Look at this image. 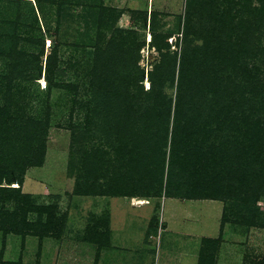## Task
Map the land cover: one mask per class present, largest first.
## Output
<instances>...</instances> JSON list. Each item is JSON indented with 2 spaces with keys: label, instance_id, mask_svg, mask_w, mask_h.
Listing matches in <instances>:
<instances>
[{
  "label": "trees",
  "instance_id": "obj_1",
  "mask_svg": "<svg viewBox=\"0 0 264 264\" xmlns=\"http://www.w3.org/2000/svg\"><path fill=\"white\" fill-rule=\"evenodd\" d=\"M79 1H46L54 9V25L48 26L46 19L51 44L43 61L44 37L38 16L41 13L40 18L45 19V2L0 0V231L3 234L11 231L25 234L29 230L26 228L37 224L27 220V213L41 214L47 209L32 203L29 195L21 194V188L27 169L44 161L52 108L45 102L39 111L24 84L36 82L43 71L46 98L52 88L64 87L68 92L74 91L75 98L71 99L75 103L77 86L59 84L53 75L62 43L57 35L66 9ZM82 9L85 17L95 16L96 27V37L90 44L94 62L88 86L103 91L108 99L111 96L118 100L110 111L112 123L106 122L112 130L106 136L115 141L107 142L113 143L111 148L116 154L128 153L126 161L124 158L119 161L120 167L126 165L124 172L119 170L110 175L101 193L135 195L140 192L138 188H149L154 179L158 185L165 179L167 190L177 184L169 168L178 164L186 173V190L177 189L174 195L182 193L184 198L242 203L249 207V214L242 221L264 227V220L255 219L262 214L261 210L250 207L264 199V0H186L183 35L187 42L191 39L200 42L184 50L179 58L175 51L171 52L167 41L172 32L158 27V11L133 15L143 26L148 23L149 46L160 54L147 73V91H143L141 83L144 72L137 65L144 41H139L131 29L115 27L123 11L105 5L103 0H86ZM51 29L54 31L50 32ZM22 44L40 46L39 52H28ZM175 80L176 93L172 98L163 92V87ZM200 95L210 97L209 111L204 117L199 112L203 107L195 100ZM83 104L88 109L87 115L96 113L92 98ZM86 121L91 122V117H86ZM148 131L151 134H145ZM72 136L77 137L75 132ZM144 140L147 144L141 147ZM97 147L83 158L85 167L88 164L95 171L101 170L103 167L97 163L102 159L107 170L111 169V161L103 159L107 150ZM8 203H14V208H8ZM232 206H223L221 229L229 221L228 211H232ZM19 223L22 229L17 227ZM41 225L43 232L53 228L51 216ZM153 225H157L156 219ZM102 236L95 225L83 240L95 243L100 251L105 244ZM219 242L220 237L202 238L197 264H215ZM0 264L23 263L0 258Z\"/></svg>",
  "mask_w": 264,
  "mask_h": 264
},
{
  "label": "rangeland",
  "instance_id": "obj_2",
  "mask_svg": "<svg viewBox=\"0 0 264 264\" xmlns=\"http://www.w3.org/2000/svg\"><path fill=\"white\" fill-rule=\"evenodd\" d=\"M43 1V12L46 16L41 19L40 13L38 17L44 37V61L51 44L46 19L48 26L54 25V9L48 7L47 0ZM85 1L80 0L75 5H68L66 9L62 28L57 35L62 43L58 48L59 63L53 75L54 81L59 84L77 86L75 103L72 104L71 99L74 91L68 92L64 87L52 88L47 100V82L43 71L36 82L24 84L39 111L43 109L45 102L51 104L52 108L53 117L44 161L40 166L27 169L21 188V194L29 195L32 203L47 209L41 214L27 213V220L37 224L26 228L29 230L25 234L12 231L3 234L0 231V258L5 261L19 260L23 264H172L181 257L183 251L190 259H198L201 247L199 237L216 235L219 224L220 234L223 235L220 236L215 257L221 260L230 258L231 264H264V227L258 223L247 225L242 221V217L249 214V207L236 201L225 203L218 199L211 201L208 198H184L181 192V196L174 195L177 189L186 190V173L178 164L169 168L178 188L177 184H174L166 190L165 179L161 185L154 179L149 188L140 187V192L135 195L101 193L110 175L114 176L119 170L124 172L126 165L120 167L119 161L121 158L126 161L128 153L123 156L122 152L116 154L111 148L113 143L107 142L115 141L113 137L106 136L107 131L112 133L106 122L112 123L110 111L118 100L111 96L108 99L103 96V91L88 86L94 62L93 46L90 44L96 37V27L95 16L85 17L83 13L82 3ZM103 2L123 11L115 27L131 29L139 41H144L137 61L138 67L144 72L141 82L143 91L149 88L147 73L152 69L154 62L159 60L160 54L154 47L149 46L151 37L148 23L143 26L133 15L140 11H158V27L172 32L167 41L170 43L171 52L175 51L178 58L184 50H189L193 44L200 42L199 39L187 42L183 35L186 0ZM178 16H181V19ZM22 47L34 53L40 49V46L33 44H22ZM163 92L174 98L176 80L173 84L167 82ZM190 92L186 90L185 93ZM200 96L195 100L203 107L199 112H202L204 117L209 111L207 100L210 97ZM91 98L96 113L92 111L87 115L88 109L82 105ZM186 99L188 97H185ZM138 101L141 102V99L138 98ZM211 113L214 114V111L211 110ZM86 117H91V122L88 123ZM72 132H75L76 139H73ZM145 134L151 133L148 131ZM145 142L146 140L141 147L146 146ZM96 147L107 150L103 159L106 157L111 161V169L109 167L107 170L102 159L97 163V166L103 167L101 170L95 171L88 164L85 167L83 158L92 154ZM128 147L130 148V145ZM87 191L89 193H86ZM135 200L143 203L134 204ZM225 204H233V209L228 211L229 221L221 229L219 216ZM7 207L13 209L14 203H8ZM250 207H258L261 210L262 214L255 218L257 221L264 220V199L258 200L255 206L250 204ZM48 216H51L54 225L49 231L43 232L41 224ZM154 219L157 220V226L153 225ZM168 224L170 231L165 230ZM95 225L97 231L103 233L105 240L100 251L95 243L83 240L88 236L89 229ZM17 227L23 228L21 223L17 224ZM184 259L182 264H191L187 262V258Z\"/></svg>",
  "mask_w": 264,
  "mask_h": 264
},
{
  "label": "crops",
  "instance_id": "obj_3",
  "mask_svg": "<svg viewBox=\"0 0 264 264\" xmlns=\"http://www.w3.org/2000/svg\"><path fill=\"white\" fill-rule=\"evenodd\" d=\"M209 200H213V199H209ZM220 219H221V214H220ZM219 223H220V220H219ZM155 226H157V225H155ZM226 227H227V225H226ZM169 228H170V225L168 224V226L165 228V230H167V231H170L169 230ZM230 228H231V226H230ZM224 229H225V227H224ZM167 231H165V233H167ZM219 231V232H218ZM164 232V231H163ZM199 234H201V233H199ZM222 234V233H221ZM221 234H220V229H219V224H218V229H217V234L216 235H214V236H212V235H207V236H204V235H202V236H200L199 238V243L201 242V239L202 238H204V237H208V238H218V237H220L221 236ZM185 235V234H184ZM223 235V234H222ZM190 235H187V237H189ZM180 256L181 257H179L177 260H175L172 264H182V262H184L185 261V259L184 258H187V262L188 263H191V264H197V257H193V258H191L190 259V257H188V255H186V253H184V251L182 252V254H180ZM229 256V255H228ZM215 258H217L218 259V257H215ZM232 258V257H231ZM223 259V258H222ZM238 259V255L236 256V260ZM231 260L232 259H230V258H227V259H223V260H221L220 258L216 261L217 262V264H231ZM164 264H167V263H164Z\"/></svg>",
  "mask_w": 264,
  "mask_h": 264
},
{
  "label": "bare ground",
  "instance_id": "obj_4",
  "mask_svg": "<svg viewBox=\"0 0 264 264\" xmlns=\"http://www.w3.org/2000/svg\"><path fill=\"white\" fill-rule=\"evenodd\" d=\"M135 203H137V205H138V203H143V202H142V201H138V202H136V200H135L134 204H135Z\"/></svg>",
  "mask_w": 264,
  "mask_h": 264
}]
</instances>
